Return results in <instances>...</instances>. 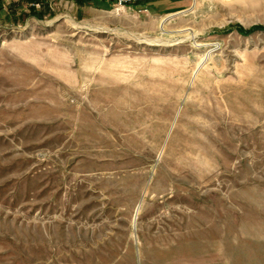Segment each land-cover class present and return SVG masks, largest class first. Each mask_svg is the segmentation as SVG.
<instances>
[{"label":"rangeland","instance_id":"1","mask_svg":"<svg viewBox=\"0 0 264 264\" xmlns=\"http://www.w3.org/2000/svg\"><path fill=\"white\" fill-rule=\"evenodd\" d=\"M237 26L264 0H0V264H264V30Z\"/></svg>","mask_w":264,"mask_h":264},{"label":"crops","instance_id":"2","mask_svg":"<svg viewBox=\"0 0 264 264\" xmlns=\"http://www.w3.org/2000/svg\"><path fill=\"white\" fill-rule=\"evenodd\" d=\"M113 6V3H112ZM190 7V0H142V3L132 9L138 11L144 10L142 13L162 16V15H175L186 11Z\"/></svg>","mask_w":264,"mask_h":264},{"label":"built area","instance_id":"3","mask_svg":"<svg viewBox=\"0 0 264 264\" xmlns=\"http://www.w3.org/2000/svg\"><path fill=\"white\" fill-rule=\"evenodd\" d=\"M25 2L31 9H40L44 3L51 2L53 0H17ZM113 7L116 10H121L124 8L137 7L142 3V0H112ZM144 10L139 9L138 12L142 13Z\"/></svg>","mask_w":264,"mask_h":264},{"label":"trees","instance_id":"4","mask_svg":"<svg viewBox=\"0 0 264 264\" xmlns=\"http://www.w3.org/2000/svg\"><path fill=\"white\" fill-rule=\"evenodd\" d=\"M231 29H225V31H222V32H229ZM258 30H264V26H255V27H252L251 29L249 30H246L244 29L243 27L241 26H237V31L239 33H241L242 35H249V34H252Z\"/></svg>","mask_w":264,"mask_h":264}]
</instances>
